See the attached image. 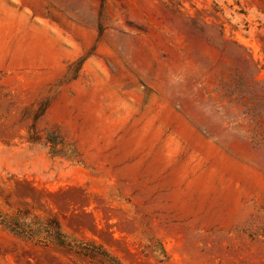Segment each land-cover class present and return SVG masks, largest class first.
Masks as SVG:
<instances>
[{"label": "rangeland", "instance_id": "rangeland-1", "mask_svg": "<svg viewBox=\"0 0 264 264\" xmlns=\"http://www.w3.org/2000/svg\"><path fill=\"white\" fill-rule=\"evenodd\" d=\"M0 3L53 36L31 60L0 54V213L55 218L123 264H264V0ZM95 75L110 92L92 96ZM92 104L108 124L90 139ZM165 104L152 150L123 160L122 129ZM215 151L248 170L237 199L185 211L154 157L201 170ZM0 264L92 263L0 225Z\"/></svg>", "mask_w": 264, "mask_h": 264}, {"label": "bare ground", "instance_id": "bare-ground-1", "mask_svg": "<svg viewBox=\"0 0 264 264\" xmlns=\"http://www.w3.org/2000/svg\"><path fill=\"white\" fill-rule=\"evenodd\" d=\"M16 27L21 28L20 32L15 31ZM52 37L50 36L49 27L45 23L41 25L27 24L26 16L23 13L17 12L16 9L5 3H0V54L11 52L16 57L31 60L37 55L47 53L50 50ZM94 88L95 90H92L93 97L104 91L110 92V87L104 75H95ZM168 108L169 106L165 104L159 112L150 114L139 125L122 129V135L118 140H115V144L123 160L133 152L141 154L143 152L141 151L142 147H145L147 151L152 150L151 141L157 132L155 122L163 119ZM98 111L97 105L94 104L87 111L88 127L84 131L87 138L92 139L99 131H107L106 126L108 123ZM141 155L139 158L142 157ZM154 159L156 160H154L155 163L151 169H159L165 163L172 166L169 179L165 181L166 184L174 187L182 183L185 184L184 189L174 191L169 195V198L174 203L180 204L185 211L191 209L201 210L204 206L212 207L218 201L236 200L235 181L239 178L245 179L248 174L245 166L228 159L222 151H215V153L206 156L203 161H207V165L201 170V164L199 163L193 168L185 167L178 170L174 165L173 157L168 158L158 153H156ZM142 165L141 159H139L134 164L133 169ZM197 168H199V172L195 173L194 171V175H191L193 170Z\"/></svg>", "mask_w": 264, "mask_h": 264}, {"label": "trees", "instance_id": "trees-1", "mask_svg": "<svg viewBox=\"0 0 264 264\" xmlns=\"http://www.w3.org/2000/svg\"><path fill=\"white\" fill-rule=\"evenodd\" d=\"M0 225L20 239L44 244L50 243L54 247L83 257L92 264H123L116 256L93 240L66 239L55 218L46 219L44 222L40 220L32 222L26 219L25 213H17L14 216L0 213Z\"/></svg>", "mask_w": 264, "mask_h": 264}]
</instances>
